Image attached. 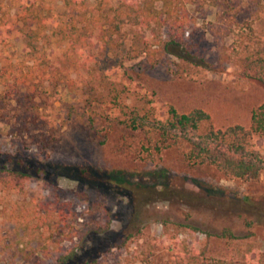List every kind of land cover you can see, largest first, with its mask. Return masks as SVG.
<instances>
[{"label":"rangeland","instance_id":"obj_1","mask_svg":"<svg viewBox=\"0 0 264 264\" xmlns=\"http://www.w3.org/2000/svg\"><path fill=\"white\" fill-rule=\"evenodd\" d=\"M101 1L105 11L119 2L87 0L89 14L98 13ZM41 2L49 36L65 21V8L61 1ZM21 6L20 0L2 1L0 13L14 32ZM190 11L188 55L164 53L155 67L143 59L127 61L135 29L124 25L123 47L109 55L110 64L119 60L133 68L137 83L159 103L182 113L202 109L217 128L250 127L252 111L264 103V87L229 57L240 28L224 37L228 17L220 20L221 10L211 3ZM235 18L245 33L247 23L253 28L245 41L248 50L264 54V10L241 0ZM38 62L18 32L0 46V73ZM71 78L81 86L82 75ZM61 95L70 104L83 101L80 90ZM120 136L68 128L57 148L44 152L18 145L0 123V165L32 176L24 192H0V264H146L141 260L146 256L162 263L173 254L171 240L221 259L227 254L225 240L218 238L224 230L249 236L256 253H264V173L251 184L190 173L179 168L175 152L164 154L155 168L135 154L119 153ZM251 145L264 156V139ZM189 226L199 231L193 234Z\"/></svg>","mask_w":264,"mask_h":264},{"label":"trees","instance_id":"obj_2","mask_svg":"<svg viewBox=\"0 0 264 264\" xmlns=\"http://www.w3.org/2000/svg\"><path fill=\"white\" fill-rule=\"evenodd\" d=\"M20 1L15 32L24 38L26 52L39 62L26 70L12 71L9 66L0 73V123L18 145L54 151L68 128L106 137L121 133L118 152L135 154L146 165L156 168L164 154L175 152L183 171L250 184L259 180L264 156L251 143L264 139V103L252 111L250 127L217 128L202 109L182 113L169 103H159L155 93L137 83L133 68L119 60L111 65L109 59L123 47L119 39L124 25L135 29L127 61L143 59L155 67L164 53L188 55L190 6L211 3L221 10L220 20L228 17L224 37L240 28L241 39L233 44L229 57L246 78L264 87V54L248 50L245 41L253 28L247 23L245 33L235 18L241 0H119L107 11L101 1L93 15L87 0H51L63 3L66 19L54 25L49 36L50 21L42 12V2ZM249 1L264 10V0ZM15 32L0 13V46L8 44ZM72 73L82 75L81 86ZM77 90L82 103L64 101L61 93ZM31 179L26 171L0 165V192L22 193ZM189 229L193 234L199 231ZM218 238L226 242L225 258L211 259L205 249L181 247V242L171 240L173 254L168 261L155 263L148 256L141 260L146 264H264V253H256L249 236L224 230Z\"/></svg>","mask_w":264,"mask_h":264}]
</instances>
